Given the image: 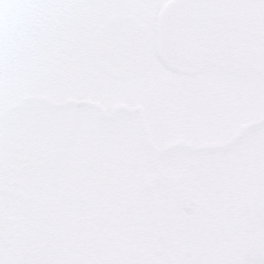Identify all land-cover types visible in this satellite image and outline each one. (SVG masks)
I'll return each mask as SVG.
<instances>
[{"label":"rangeland","instance_id":"374dc122","mask_svg":"<svg viewBox=\"0 0 264 264\" xmlns=\"http://www.w3.org/2000/svg\"><path fill=\"white\" fill-rule=\"evenodd\" d=\"M107 2L86 0L80 20L76 17L68 26L63 18L55 19L59 39L48 48L47 57H32L48 60L54 53L50 71L36 72L39 84L42 76L50 75L56 79V90L61 89L60 82L69 83L64 97L73 100L93 99L110 106L100 96L102 91L120 98L122 91L117 92V86L78 48L80 31L83 27L91 33L107 14L124 7L138 15L144 10L138 0H116L119 8L113 9ZM66 4L62 0L56 15L64 12ZM101 10L108 11L102 16ZM156 11L152 18L143 17L151 27ZM256 41L264 57V35ZM251 53L237 50L225 59L208 60L200 78L170 70L154 56L150 69L137 77L134 90L129 91L135 101L126 102L143 107L150 137L157 144L163 142L158 148L163 155L157 160L152 159L150 147L142 145L146 135L137 113L121 111L106 117L99 109L71 101L64 110L54 108L55 116L44 126L21 121L29 134L23 148L36 146L31 154L38 160L15 215L20 246L13 254L1 239L0 264H96L101 227L104 258L130 264L144 242L140 239L143 226L133 225L130 240L121 239L118 230L114 241L110 234L115 224L108 217L130 203L144 207L161 200L167 218L163 250L186 245L190 257L200 251L202 242L194 233L197 226L182 218L180 202L185 197L198 200L203 208L211 207L208 217H246V256L264 260V66L254 62ZM124 84L125 89L128 84ZM121 95L118 102L127 97ZM42 109L38 106L36 111ZM63 115L66 119L59 122ZM62 132L64 152L58 147ZM19 138L22 141L23 136ZM58 153L62 156L57 158ZM162 175L163 183L158 181ZM146 186H152L155 197L141 191ZM151 227L150 248L156 250L161 240L154 235L156 225Z\"/></svg>","mask_w":264,"mask_h":264},{"label":"flooded vegetation","instance_id":"af4514ba","mask_svg":"<svg viewBox=\"0 0 264 264\" xmlns=\"http://www.w3.org/2000/svg\"><path fill=\"white\" fill-rule=\"evenodd\" d=\"M85 1L86 0H66L68 4L65 5L66 7H63L64 12L61 14L62 10H60L58 15H56V10L54 12L55 23L56 18H63V22L66 26H68V21L74 23L76 17L80 20L78 16H80L86 8ZM102 1H108L107 5H110L112 7L111 9L119 8V4L116 3V0ZM130 1L135 3V0H127V2ZM161 1L162 0H138L139 4H136L143 6L142 8L144 10L140 15L136 14L133 10H127L125 7L123 10H115L113 12L134 14L139 18L152 17L154 10L157 9L158 11L161 7L162 3L157 7V4ZM61 2L62 0L59 1L58 6ZM103 5L105 6V4ZM226 8L235 23L237 32L236 43L238 47L243 48L245 45L250 46L251 50L256 54L257 59L260 60L258 49L255 48V46L257 33L264 28V0H226ZM108 10H101V15L103 16ZM65 11L70 15H65ZM137 12H139V10ZM109 14H107V16ZM70 28V34L74 37L76 34L74 25ZM89 33L90 32L87 33V30L82 27L80 31L81 35L79 36L80 40L78 39L81 42L77 43L78 48L87 56L88 62L92 63L94 67L98 69L99 73L107 76L113 85L117 86V92L122 91L127 97H124L125 100L122 98L124 101L118 102L117 100H121L120 98L123 96H120L122 92L118 93L120 97L118 98L115 94L113 95L112 91L106 93L102 91V93L100 92V96H102V99L105 100L106 103H112L110 106H104L103 103L94 102L93 99L76 101L81 102L80 104L87 105L90 109H99L106 117H113L114 114L121 111L123 114L126 113L128 115L137 113L140 125L142 126V134L146 135V137L143 136L144 138L141 139V141H143L142 145L144 147L145 145L149 146L152 152V159L157 160L159 155H163L161 150L158 149L162 147L161 145H163V142L157 144L155 140L150 137L149 128L147 123H145L146 120L143 107L126 102L135 101V96L129 91L132 92V90H134L135 81L138 78L131 77L120 80L105 73L89 54V36L91 34ZM58 34L59 28L57 26L55 40L58 38ZM238 39L241 41H238ZM55 40L36 55L45 57L49 53L48 48L52 44L54 45ZM52 50L54 51V49ZM53 56L54 53L48 60L31 57L16 76L0 81V132L3 133V137H0V240L3 239L5 246H9L13 254L17 252L16 250L21 242L20 235L15 227V215L18 210V203L20 200L24 199V187L28 186L25 183L27 182L29 184V176H31L37 166L38 160L35 155L31 154V151L34 152L37 150L36 146H25L23 148L25 143H29V134L24 131L21 121L26 120V122L30 124L35 123L38 126H44L52 119V111H54V108L64 110V107L70 105L69 102L72 101V97H64L68 89L70 90L68 86L69 83L60 82L59 85H62V87L56 90V85H58L56 79L50 75L44 74V76H42L43 82L40 84L38 82V73L50 71V67L52 66L50 65V60L53 59ZM195 76L200 78V74H195ZM128 82H130V85ZM124 83L128 84V87L125 89ZM40 85L42 87L39 88ZM55 91H58V94ZM109 94H112L113 97L109 96ZM57 96L63 99H55ZM38 106H41L43 111L37 112L36 109ZM25 110H28V113H25ZM60 114L61 112L59 115ZM64 116L65 115H63V117L60 116L58 121L61 122L63 119H66ZM19 136H23L22 141ZM63 139L64 132L58 137V140L61 141L58 144L60 149H62L64 144ZM62 150L64 152V148ZM42 153L43 156H47L44 152ZM58 156L61 157L62 154L58 153L57 158ZM158 181L163 183V175ZM146 190L150 191L155 197V191L152 186H146L144 189H141V191ZM157 204L160 206V210L157 209ZM211 210V207L203 208L198 202V207L193 216L187 217L182 214V218L185 221L197 226V228L194 229V233L198 235L199 238L201 237L200 242H202L198 245L201 246L200 251L196 254H192L190 257L188 256L189 250L186 245H182L181 249L178 250H163L165 246H163V238L167 237V231L166 228H164L167 224V218L163 217L162 200L159 203L155 201L154 206L136 207L135 204L130 203L126 210L119 211L117 208L114 209L113 214L108 217V221L115 224L110 235H112L114 241H116L115 235H117L116 232L119 230L118 236L121 239L127 236L130 240L133 235V225L138 224L143 226L140 239H143L144 242L141 245L140 251L136 254L139 256L129 260V263L131 261L130 264H263L264 260L261 256L256 255L254 258L251 256L250 259L246 256L245 243L248 232L247 218L236 217L235 219H228L218 216L208 217L207 213L211 214ZM119 215L121 216V222L117 221ZM153 224L156 225V228H154V235L161 240L160 246L157 247L156 250L150 248L151 243L149 241V236L152 231L151 226ZM104 236V228L101 227L97 240L99 244H97L96 264H114L113 262L111 263V259L108 255V260L104 258L105 250L101 248V246H104ZM100 253H103L102 256ZM117 263H119V261H117Z\"/></svg>","mask_w":264,"mask_h":264},{"label":"water","instance_id":"95a60500","mask_svg":"<svg viewBox=\"0 0 264 264\" xmlns=\"http://www.w3.org/2000/svg\"><path fill=\"white\" fill-rule=\"evenodd\" d=\"M57 1L0 0V80L15 75L29 56L53 40ZM224 4L225 0L168 1L155 24V50L163 63L195 73L206 57L227 56L235 31ZM90 53L114 77L141 74L153 55L148 28L134 16L112 14L92 34ZM182 207L192 212L195 208L189 199Z\"/></svg>","mask_w":264,"mask_h":264},{"label":"bare ground","instance_id":"6f19581e","mask_svg":"<svg viewBox=\"0 0 264 264\" xmlns=\"http://www.w3.org/2000/svg\"><path fill=\"white\" fill-rule=\"evenodd\" d=\"M43 183V182H42Z\"/></svg>","mask_w":264,"mask_h":264}]
</instances>
